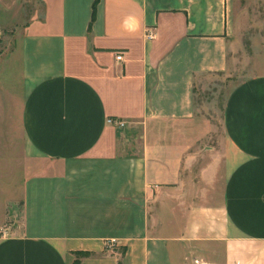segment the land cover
I'll list each match as a JSON object with an SVG mask.
<instances>
[{"label":"crops","instance_id":"obj_1","mask_svg":"<svg viewBox=\"0 0 264 264\" xmlns=\"http://www.w3.org/2000/svg\"><path fill=\"white\" fill-rule=\"evenodd\" d=\"M26 1L0 48V264H264V74L227 94L217 144L194 100L255 0L0 8Z\"/></svg>","mask_w":264,"mask_h":264},{"label":"rangeland","instance_id":"obj_2","mask_svg":"<svg viewBox=\"0 0 264 264\" xmlns=\"http://www.w3.org/2000/svg\"><path fill=\"white\" fill-rule=\"evenodd\" d=\"M26 3L28 6L14 7L10 10L0 8V15L14 21L11 24L0 25V48L7 46L10 35L21 24L20 21L30 15L35 4L30 1ZM20 11L22 13L18 17ZM236 20L235 40L234 46L231 47L228 69L200 74L194 88L198 114L207 116L214 125L212 134L214 144L218 143L224 128L223 107L227 94L241 80L264 74V3L255 0L239 4Z\"/></svg>","mask_w":264,"mask_h":264},{"label":"built area","instance_id":"obj_3","mask_svg":"<svg viewBox=\"0 0 264 264\" xmlns=\"http://www.w3.org/2000/svg\"><path fill=\"white\" fill-rule=\"evenodd\" d=\"M148 37H153V32L152 31L148 32ZM122 57H123L122 53H119L117 55V59L118 60L122 59ZM108 121H109V123H112L114 125H118L119 127H123L125 125V123L123 121L118 120V119L110 118ZM195 262H198V260H195Z\"/></svg>","mask_w":264,"mask_h":264},{"label":"trees","instance_id":"obj_4","mask_svg":"<svg viewBox=\"0 0 264 264\" xmlns=\"http://www.w3.org/2000/svg\"><path fill=\"white\" fill-rule=\"evenodd\" d=\"M94 13H95V4H94V7H93V17H94ZM77 255H80V256H87V255H90L92 254V252H89V251H78L76 252ZM79 258H76V260L72 263V264H79Z\"/></svg>","mask_w":264,"mask_h":264}]
</instances>
